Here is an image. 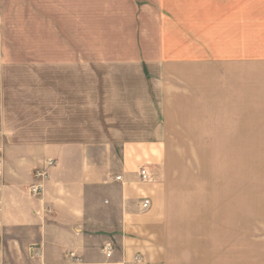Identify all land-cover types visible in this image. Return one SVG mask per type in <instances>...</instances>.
Returning a JSON list of instances; mask_svg holds the SVG:
<instances>
[{"label":"crops","instance_id":"1","mask_svg":"<svg viewBox=\"0 0 264 264\" xmlns=\"http://www.w3.org/2000/svg\"><path fill=\"white\" fill-rule=\"evenodd\" d=\"M258 10L0 0V264H264V205L180 186L184 151L264 149Z\"/></svg>","mask_w":264,"mask_h":264},{"label":"rangeland","instance_id":"2","mask_svg":"<svg viewBox=\"0 0 264 264\" xmlns=\"http://www.w3.org/2000/svg\"><path fill=\"white\" fill-rule=\"evenodd\" d=\"M259 13L264 14L258 10ZM259 82L263 84V79ZM184 153L190 173L180 186L192 191L190 200L194 204H220L222 199L217 193L223 190L225 204H232L235 194L240 205H264V149H203Z\"/></svg>","mask_w":264,"mask_h":264},{"label":"built area","instance_id":"3","mask_svg":"<svg viewBox=\"0 0 264 264\" xmlns=\"http://www.w3.org/2000/svg\"><path fill=\"white\" fill-rule=\"evenodd\" d=\"M53 161H49L47 163V166L50 167L53 165ZM34 182L33 184L30 186V194L32 196H38L41 194L42 192V184H43V181L46 180V178L48 177L47 173L45 170H36L34 172ZM140 178L142 181H147L148 180V175L146 174V172L144 170H142L140 172ZM117 180H119V177L116 178ZM150 205V201L148 199H145L142 203V208L143 209H147ZM111 255V249L110 247H107L106 248V256L107 257H110Z\"/></svg>","mask_w":264,"mask_h":264}]
</instances>
